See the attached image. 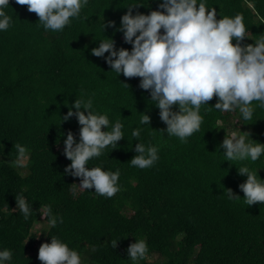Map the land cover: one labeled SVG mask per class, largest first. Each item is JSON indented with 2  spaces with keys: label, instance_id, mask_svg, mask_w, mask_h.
<instances>
[{
  "label": "trees",
  "instance_id": "obj_1",
  "mask_svg": "<svg viewBox=\"0 0 264 264\" xmlns=\"http://www.w3.org/2000/svg\"><path fill=\"white\" fill-rule=\"evenodd\" d=\"M134 2L144 5L133 14H148L160 0H89L63 31L52 32L26 5L9 0L5 12L11 24L0 32V250L12 253L6 264H41L38 249L50 236L77 251L82 264H264V203H245L238 185L246 176L237 172L242 166L258 168L264 179V154L255 162H229L222 160L219 147L224 135L239 128L264 143V108L253 101V119L243 121L238 109L216 110L214 96L201 106L200 130L186 142L161 132L166 125L150 93L139 88L140 78L117 76L103 58L91 54L105 36L117 49L131 50L121 32L109 27L103 32L102 22L118 27ZM204 2L216 10L217 19L243 15L248 31L242 44L264 35V0ZM82 97L107 113L110 125H124L117 148L109 146L88 162L89 168L119 169L120 190L111 198L81 190L79 178L64 174L70 161L63 155V140L69 130L78 140L80 126L74 116L61 117L66 104ZM143 114L150 116V128L140 125ZM136 127L142 129L140 142L158 148L159 158L150 168L130 164ZM25 155L22 165L18 160ZM226 189L240 198L228 199ZM21 196L33 208L27 220L16 208ZM45 206L63 220L55 228L38 211ZM134 238L148 246L135 262L127 256ZM117 239L112 248L109 242Z\"/></svg>",
  "mask_w": 264,
  "mask_h": 264
},
{
  "label": "clouds",
  "instance_id": "obj_2",
  "mask_svg": "<svg viewBox=\"0 0 264 264\" xmlns=\"http://www.w3.org/2000/svg\"><path fill=\"white\" fill-rule=\"evenodd\" d=\"M15 2L34 12L45 31L61 32L71 19L79 17L89 0ZM139 5L144 4L134 2L126 6L127 11L120 17L118 27L111 20L106 24L102 22L103 32L106 27L121 32L123 41L131 44V50L117 49L115 41L105 36L106 39L98 40L99 44L91 49V54L103 58L117 76L122 73L125 78H140L139 88L150 93V101L158 108L159 118L166 125L161 132L186 142L200 130L203 122L201 106L209 105L214 96L216 110L232 112L238 109L243 121L253 119V101L264 108V35L254 44H242L248 31L242 14L217 19L216 10L207 6L204 0H160L156 10L133 14ZM8 6L9 0H0V32L8 30L11 24L12 18L5 12ZM123 84L129 88L128 84ZM66 106L68 111L61 120L68 121L74 116L80 127L78 140L70 130L63 140V155L70 161L64 174L79 178V185H76L81 190L94 189L99 196L113 197L120 190L119 169L89 168L88 162L100 157L109 146L117 148V142L124 138V125L119 121L110 125L107 113L97 112L91 98L75 99ZM173 106L177 110H173ZM149 124L150 116L143 114L140 125ZM221 128L224 129L223 125ZM141 131L136 127L131 133L138 142L130 164L145 169L153 166L159 157L156 146L140 142ZM219 147L223 149L222 160L229 162L249 159L255 162L264 154V143L251 139L250 133L240 128L224 135ZM257 169L251 171L247 166L237 169L238 175L246 176L238 188L248 206L264 203V179L260 178ZM226 190L228 199L240 198L231 189ZM15 201L16 208L27 220L33 212L32 205L23 196ZM38 211L52 228L58 220L63 222L62 218L53 215L50 206ZM117 241L109 242L112 248L117 246ZM92 251H95L94 247ZM147 251L146 240L134 238L128 245L127 256L135 262L144 258ZM11 259L10 250H0V264ZM37 259L41 264H82L81 255L55 236H50V242L40 244Z\"/></svg>",
  "mask_w": 264,
  "mask_h": 264
},
{
  "label": "rangeland",
  "instance_id": "obj_3",
  "mask_svg": "<svg viewBox=\"0 0 264 264\" xmlns=\"http://www.w3.org/2000/svg\"><path fill=\"white\" fill-rule=\"evenodd\" d=\"M27 158V156L25 155V156H23L21 159H19L18 161L20 162V164H24V160L23 159H26ZM25 165V164H24Z\"/></svg>",
  "mask_w": 264,
  "mask_h": 264
}]
</instances>
